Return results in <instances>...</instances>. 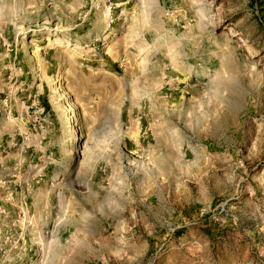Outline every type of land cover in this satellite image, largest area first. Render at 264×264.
Masks as SVG:
<instances>
[{"label": "rangeland", "instance_id": "rangeland-1", "mask_svg": "<svg viewBox=\"0 0 264 264\" xmlns=\"http://www.w3.org/2000/svg\"><path fill=\"white\" fill-rule=\"evenodd\" d=\"M0 264H264V0H0Z\"/></svg>", "mask_w": 264, "mask_h": 264}]
</instances>
